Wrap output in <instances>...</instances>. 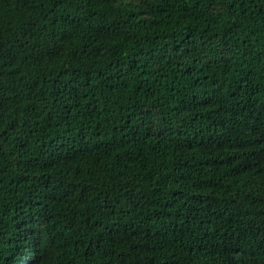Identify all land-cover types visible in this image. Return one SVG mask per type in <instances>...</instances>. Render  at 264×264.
<instances>
[{
	"label": "trees",
	"instance_id": "trees-1",
	"mask_svg": "<svg viewBox=\"0 0 264 264\" xmlns=\"http://www.w3.org/2000/svg\"><path fill=\"white\" fill-rule=\"evenodd\" d=\"M0 264H264V0H0Z\"/></svg>",
	"mask_w": 264,
	"mask_h": 264
}]
</instances>
